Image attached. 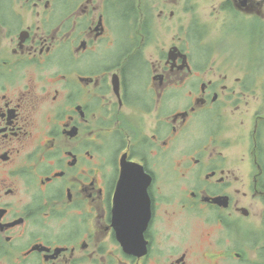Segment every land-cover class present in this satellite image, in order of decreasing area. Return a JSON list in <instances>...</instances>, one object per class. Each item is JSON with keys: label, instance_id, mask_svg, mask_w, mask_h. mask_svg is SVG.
<instances>
[{"label": "flooded vegetation", "instance_id": "obj_1", "mask_svg": "<svg viewBox=\"0 0 264 264\" xmlns=\"http://www.w3.org/2000/svg\"><path fill=\"white\" fill-rule=\"evenodd\" d=\"M0 264H264V0H0Z\"/></svg>", "mask_w": 264, "mask_h": 264}, {"label": "rangeland", "instance_id": "obj_2", "mask_svg": "<svg viewBox=\"0 0 264 264\" xmlns=\"http://www.w3.org/2000/svg\"><path fill=\"white\" fill-rule=\"evenodd\" d=\"M233 66L234 67H245L243 64H238V63H233ZM194 232H200V227H196L194 230H193Z\"/></svg>", "mask_w": 264, "mask_h": 264}, {"label": "water", "instance_id": "obj_3", "mask_svg": "<svg viewBox=\"0 0 264 264\" xmlns=\"http://www.w3.org/2000/svg\"><path fill=\"white\" fill-rule=\"evenodd\" d=\"M139 166V165H138Z\"/></svg>", "mask_w": 264, "mask_h": 264}]
</instances>
